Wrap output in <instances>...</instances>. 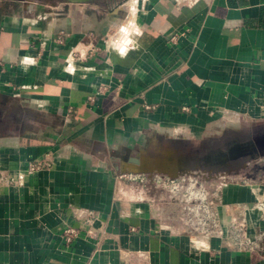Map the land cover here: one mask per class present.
<instances>
[{"label":"crops","instance_id":"crops-1","mask_svg":"<svg viewBox=\"0 0 264 264\" xmlns=\"http://www.w3.org/2000/svg\"><path fill=\"white\" fill-rule=\"evenodd\" d=\"M126 16L138 46L122 58L106 41ZM2 101L13 115L0 169L13 184L0 185V264H264V251L188 232L163 190L119 179L130 159L171 149L158 137L218 118L264 123V0H0ZM262 181L205 179L223 223L241 222ZM248 221L251 235L264 228Z\"/></svg>","mask_w":264,"mask_h":264},{"label":"built area","instance_id":"built-area-1","mask_svg":"<svg viewBox=\"0 0 264 264\" xmlns=\"http://www.w3.org/2000/svg\"><path fill=\"white\" fill-rule=\"evenodd\" d=\"M65 36L64 33H59L55 41L62 44ZM176 37V35L171 37L172 43H175ZM75 58H78V55L72 54V59ZM88 101L92 102L93 98H88ZM145 108L152 110L154 107L145 106ZM184 110L187 111L186 108ZM44 166L43 161L32 162L28 164L26 172L31 174ZM119 179L143 187L153 185L166 192L169 199L179 206L182 222L190 233L208 239L232 240L238 248L251 255H260V251H264V228H256V232L252 235L248 232V227H250L248 216L251 214H257L259 221L264 225V180L257 187L255 185L258 191L255 201L252 204H243L237 209L242 216L241 222L230 221L225 224L217 208L218 190L211 189L205 181L195 176H180L171 179L162 175L123 174L119 176ZM12 184L13 180L0 169V185L10 186ZM244 184L253 186L249 181H244ZM87 225L89 227L87 236L97 239L99 232L93 227L91 218L87 221ZM61 236L66 244H71L77 238L78 231L68 226L62 231Z\"/></svg>","mask_w":264,"mask_h":264},{"label":"rangeland","instance_id":"rangeland-1","mask_svg":"<svg viewBox=\"0 0 264 264\" xmlns=\"http://www.w3.org/2000/svg\"><path fill=\"white\" fill-rule=\"evenodd\" d=\"M10 102H0V118H2V125H0V133L4 132L10 126V116L13 112L10 110ZM229 117L218 118L210 129H197L190 134H178L176 137L168 139V137H158L159 143L163 147L176 149L178 153L184 158L188 159L189 171L198 174L201 181H205L208 177H214L216 173H228L239 175L242 179H256L264 180V155L250 160L246 158L231 167V169L220 168V170L209 174L204 169L199 171L194 169L197 160H202L203 155L212 150H223L226 141L230 139L239 140L241 142L249 140L253 135L264 133V123L245 121L241 119L239 123H229ZM260 171H263L260 173ZM147 175V174H143ZM160 175V174H153ZM149 176V175H148ZM164 176V175H162ZM192 176V175H184ZM167 177V176H166Z\"/></svg>","mask_w":264,"mask_h":264},{"label":"water","instance_id":"water-1","mask_svg":"<svg viewBox=\"0 0 264 264\" xmlns=\"http://www.w3.org/2000/svg\"><path fill=\"white\" fill-rule=\"evenodd\" d=\"M70 4H97L107 0H60ZM115 1V0H111ZM264 155V135L253 136L250 140L236 145L234 148H229L226 151H220L216 156H207L203 164L200 160L194 165L195 170H203L212 174L220 170V166H228V164L237 161L242 157L255 160ZM130 168L127 174H160L171 179H176L184 175L199 176V173L189 171L188 159L181 156L176 149H170L168 152L161 155L144 160L136 157L128 161ZM210 168V169H208ZM228 173H216L214 177L219 175L224 176Z\"/></svg>","mask_w":264,"mask_h":264},{"label":"clouds","instance_id":"clouds-1","mask_svg":"<svg viewBox=\"0 0 264 264\" xmlns=\"http://www.w3.org/2000/svg\"><path fill=\"white\" fill-rule=\"evenodd\" d=\"M137 35L138 30L132 19L126 16L108 35L106 48L123 58L138 46Z\"/></svg>","mask_w":264,"mask_h":264},{"label":"flooded vegetation","instance_id":"flooded-vegetation-1","mask_svg":"<svg viewBox=\"0 0 264 264\" xmlns=\"http://www.w3.org/2000/svg\"><path fill=\"white\" fill-rule=\"evenodd\" d=\"M261 135H264V133H258V134H255V135H253V136H261ZM252 136V137H253ZM251 137V138H252ZM250 138V139H251ZM249 139V140H250ZM246 141H248V140H246ZM246 141H243V142H246ZM240 143H242L241 141H239V140H232V139H230V140H228V141H226V143L224 144V146H223V150H212L211 152H209V153H207V154H205V155H203V157H202V160H201V162H202V164H203V162H204V160L206 159V157L207 156H209V155H211V156H216L220 151H226L227 149H229V148H234L236 145H238V144H240ZM247 157H242V158H240V159H238L237 161H235V162H232V163H230V164H228V166H220L221 168H224V169H231V167L235 164V165H237L238 163L239 164H241L240 163V161H242V160H244V159H246ZM234 163V164H233ZM208 169H210V168H208Z\"/></svg>","mask_w":264,"mask_h":264}]
</instances>
